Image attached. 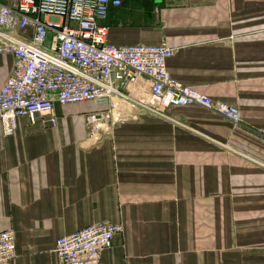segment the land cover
<instances>
[{"label": "crops", "instance_id": "crops-1", "mask_svg": "<svg viewBox=\"0 0 264 264\" xmlns=\"http://www.w3.org/2000/svg\"><path fill=\"white\" fill-rule=\"evenodd\" d=\"M101 24L117 45L166 40L170 75L237 106L240 120L194 103L129 104L91 131L98 108L83 102L55 104V126L18 117L8 135L0 118L10 264H64L56 238L103 220L122 230L99 264H264V0H123ZM12 67L0 54V86Z\"/></svg>", "mask_w": 264, "mask_h": 264}, {"label": "built area", "instance_id": "built-area-1", "mask_svg": "<svg viewBox=\"0 0 264 264\" xmlns=\"http://www.w3.org/2000/svg\"><path fill=\"white\" fill-rule=\"evenodd\" d=\"M123 0L0 1V54L13 67L0 86L3 133L12 134L16 119L48 117L55 104L91 102L86 114L91 131H108L129 104L142 112L164 113L171 107L198 104L234 122L237 106L202 93L170 75L167 60L176 51L166 40L156 44H113L101 24ZM108 220L56 238L55 257L64 264H99L101 253L121 232ZM17 256L12 230L0 231V264Z\"/></svg>", "mask_w": 264, "mask_h": 264}, {"label": "rangeland", "instance_id": "rangeland-1", "mask_svg": "<svg viewBox=\"0 0 264 264\" xmlns=\"http://www.w3.org/2000/svg\"><path fill=\"white\" fill-rule=\"evenodd\" d=\"M92 108H93V106H92Z\"/></svg>", "mask_w": 264, "mask_h": 264}]
</instances>
